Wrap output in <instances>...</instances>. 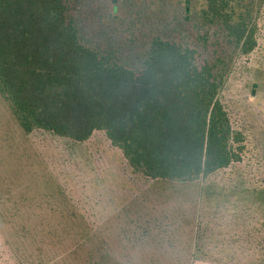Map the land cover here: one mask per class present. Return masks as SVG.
Instances as JSON below:
<instances>
[{
  "label": "trees",
  "instance_id": "1",
  "mask_svg": "<svg viewBox=\"0 0 264 264\" xmlns=\"http://www.w3.org/2000/svg\"><path fill=\"white\" fill-rule=\"evenodd\" d=\"M161 6L0 0V100L17 123L0 136V264H121L107 219L82 211L44 139L96 131L144 180L223 195L207 211L224 231L206 251L194 234L180 264H264V122L250 111L264 0H188L175 25L152 18ZM31 159L42 163L36 179ZM146 255L174 264L168 250Z\"/></svg>",
  "mask_w": 264,
  "mask_h": 264
},
{
  "label": "rangeland",
  "instance_id": "2",
  "mask_svg": "<svg viewBox=\"0 0 264 264\" xmlns=\"http://www.w3.org/2000/svg\"><path fill=\"white\" fill-rule=\"evenodd\" d=\"M187 1L159 0L162 6L154 8L152 18L157 17V22L161 18L160 23H163L174 16L175 25L177 17L184 13ZM189 1L194 6L201 0ZM150 25V28H155L154 24ZM253 55L264 57V37L259 50ZM254 79L258 86L250 87L251 94L256 97L250 102V111L261 116L264 122V67ZM6 130L15 132L17 123L0 100V136ZM44 139L49 155L62 170L61 180L67 183L82 211L100 223L107 219L108 229L103 235L110 237L107 241L111 244L114 258L121 264H145L147 262L142 256L163 250L172 252L174 264H180V257H185L187 253L190 257V251L195 250V247L192 248L194 234L198 236V248L201 249L210 244V238H215V231L218 235L224 231L219 222H215L211 211H207L210 202L215 203L214 200L223 197L218 189L208 187L199 192L195 185L144 180L132 172L123 152L111 143L103 131H96L85 142L50 136ZM36 162L35 159L29 160L32 168L30 176L34 179L39 173L35 170H41L42 166V163ZM198 195L202 198L197 206L195 200ZM256 197L253 199L264 204V192ZM243 198L246 200L244 205L252 204L250 197L246 198L244 194ZM196 218L200 221L198 230L194 227ZM122 229L127 233L123 234ZM69 240L72 246V238ZM201 251L206 250L202 248ZM155 264L162 263L159 260Z\"/></svg>",
  "mask_w": 264,
  "mask_h": 264
}]
</instances>
